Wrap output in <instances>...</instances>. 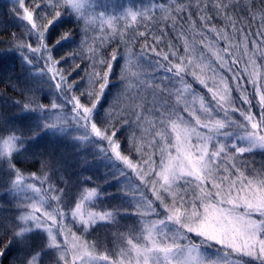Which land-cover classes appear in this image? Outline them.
<instances>
[{"label":"snow or ice","instance_id":"obj_1","mask_svg":"<svg viewBox=\"0 0 264 264\" xmlns=\"http://www.w3.org/2000/svg\"><path fill=\"white\" fill-rule=\"evenodd\" d=\"M17 2L22 10L18 18L26 22L27 34L36 37V44L20 42L3 54H17L22 65L31 70L26 79L54 89L55 98L44 104L26 97L27 102L12 118L13 126H0V173L8 177L6 194L18 201L16 210L20 213L9 225L12 236L0 249V264L13 242L20 253L19 264H42V257L50 254L51 264H264V171L249 175L237 164L246 153L264 151V65L254 58L264 39L249 41V34L243 28L237 30L228 17L229 5L217 0L213 7L228 17L232 32L227 26H210L211 17L202 14L203 27L198 33L189 38L181 32L178 37L183 40L182 55L170 46L169 52L162 56L167 67L160 61L149 62V67L154 63L164 68L166 75L161 80L164 86L155 85L154 73L144 71L143 55L128 54L123 57L118 77L122 89L105 108L119 54L114 51L110 59L96 61L99 46L89 47L93 70L87 73L88 88L77 93L76 88L84 78L69 82L75 69L61 68L67 55L59 58L56 55L57 47L72 39L71 30L50 39L63 14L67 12L75 15L77 22L83 21L85 37L89 29L96 30L99 21L100 30L108 32L107 39L116 35L123 39L126 29L141 21L155 20L157 11L165 21H172L175 28L185 12L191 17L193 5L171 0L124 7L119 15L112 16L89 12L86 8L89 0H48L50 13L37 16L42 4L29 8L25 0ZM200 2L197 0L198 9ZM206 8L204 5L201 12ZM121 20L125 22L124 29L119 27ZM155 39L160 41L158 37ZM151 51L161 56L155 47ZM244 57L248 59L245 61ZM40 61L43 66L38 67ZM242 62L244 67L234 70ZM150 75L153 79H148ZM165 81L171 85L170 89ZM197 84L207 93L197 92L194 86ZM248 84L254 93L247 92ZM141 89L153 90L154 97L158 89L168 99L158 108L148 110L140 97ZM132 92L136 95H130ZM234 92H239V97ZM250 95L259 104L258 116L251 110ZM122 96L128 98V104H121ZM237 99L248 105L246 111L237 107ZM15 103L20 105V101ZM101 109L105 117L98 119ZM148 111L152 113L151 119L145 115ZM125 112L135 116V120L127 119ZM237 112L242 121L233 119ZM119 120L124 123L117 127ZM133 124L144 133L140 142L135 135L130 137L131 148L139 157L135 161L131 151L124 153L117 139L125 126ZM25 130L30 135H25ZM48 136L90 152L93 162H106V166L115 170L108 174L114 180L134 173L137 182L129 181L124 186V197L132 211L128 208L96 211V202L102 198L100 185L82 187L65 201V189L48 183L50 174L25 175L17 167L16 157L27 152L30 144ZM91 179L87 177L82 183L88 185ZM45 184L48 186L44 187ZM178 187H184L183 194L177 191ZM126 215L135 216L138 223L127 233H118L121 240L118 252L99 251L98 242H89L78 234L79 229L86 234L99 224H116ZM74 227L77 231H73Z\"/></svg>","mask_w":264,"mask_h":264},{"label":"trees","instance_id":"obj_2","mask_svg":"<svg viewBox=\"0 0 264 264\" xmlns=\"http://www.w3.org/2000/svg\"><path fill=\"white\" fill-rule=\"evenodd\" d=\"M152 1H160L161 3L171 2V0ZM183 2L185 4L190 2L193 5L191 9L192 15L189 18L188 13L185 12L182 18L176 21L175 28L172 27V21H165L163 17H156L155 20L149 21L148 24L140 22L139 25H133L131 28L126 29L123 39L119 35H116L112 39H107L108 32L106 31L98 37L93 34V30L89 29L87 31V37L91 38L89 46H86L87 42H84L83 21L77 22L75 15L65 12L61 21L52 29L50 39L60 33L71 30L72 39L57 47L56 55L58 58L67 55L66 60L60 65L61 68L69 71L75 69L69 82L72 80L79 81L81 77L84 78V82L78 84L76 92L79 93L81 90L88 88L87 73L93 70L90 67L93 58L90 57L88 48L96 46H99L97 49L98 54L94 58L96 61L110 59L114 51L118 52L120 57L114 64V71L111 76L113 87L110 89V94L104 103L105 108L112 102V93L118 90L121 85L118 77L123 65V57L130 53L144 56L147 68L146 72L154 73V83L155 85H159L166 75L164 68H159L154 63L149 67V62L160 61L164 63V67H167L168 65L163 61L162 56L163 53L169 52L170 46L171 50H178L182 55L183 40L178 37L181 32L187 33L189 38H192L194 33H198L201 27H203L200 20L202 14L211 17L210 26L217 28H225L227 26L228 31L232 32V25L228 23V17H231L236 24L237 30L243 28L244 32L249 34V41L255 40L259 42L261 39H264V35H261L264 34V19H262L264 17V0H224L229 5L228 17H225L223 13H217L214 9L213 4L217 0H201L199 9L196 7L197 0H183ZM25 4L29 8H35L36 4H42L43 6L36 12L37 16H44L51 11L48 7V0H25ZM131 4V6H135L138 5V2H131ZM204 5H207V8L201 12V9H204ZM17 10L19 9H15L7 0H0V54H2L0 55V126L6 128L13 126L14 121L12 118L19 112L20 106L27 102L26 97L33 98L36 103L44 104H49L55 98L53 95L54 89L49 90L47 85H40L35 81H28L26 79L27 73L31 70L22 65L17 54H3L6 53V50L14 48L20 42H32L34 45L36 44V37H29L27 34L28 28L26 22L18 18L22 15V10ZM37 22L42 23L46 21L38 20ZM96 25L95 28L99 26ZM119 27L124 29L122 20L119 22ZM140 32H144L145 35L139 36L138 33ZM102 37L103 39H101ZM157 37L160 38L159 42L155 39ZM195 39L197 44H199V36H196ZM232 42L237 43L236 40ZM220 46L223 47V43ZM153 47L156 48L157 52L161 53V56H157L156 52L151 51ZM73 53L75 54L74 56L70 55ZM251 54L252 49L250 48L249 55ZM262 56H264V45H258L254 58L257 59L260 65L264 63V58H261ZM243 59L246 61L248 57H244ZM76 65H80V67L76 68ZM41 66H43V61H40L38 64V67ZM243 67L244 63L242 62L235 66L234 70L242 69ZM148 79H153V76L150 75ZM188 82H192L191 77H188ZM165 85L169 89L171 88V85H168L167 81H165ZM156 92L159 94L158 89H156ZM149 93L153 95V90L149 89ZM140 97L143 98L146 107L151 104L148 102L147 94L143 93V89L140 91ZM161 97L164 100L168 99L167 94ZM250 98H252V95ZM16 101H20V105H17ZM57 102L60 101L58 100ZM116 115L119 116L118 110H116ZM123 115L127 119L135 120V116H129L127 112L123 113ZM104 117V109H101L98 119ZM108 120L111 124L113 117H108ZM123 123V120H119L117 127ZM137 132V128L133 127V125L130 127L125 126L117 136V139L122 143L124 153L128 154L131 151L134 161L138 160L139 157L136 156L135 150L131 148L130 137ZM141 133L140 138L144 135ZM25 135H30V132L25 130ZM148 139H151V137H148ZM137 141L140 142L138 138ZM28 149L27 152L21 153L16 157L18 161L17 167L21 168L25 175L36 172L39 176L43 177L45 173L50 174L51 179L48 183L54 185L56 188L65 189L67 193L64 197L65 201L72 199L82 187L100 185L102 198L96 202V207H102L106 210L120 208L121 211L128 208L129 212L132 211L128 207L129 201L124 197L126 190L124 186L127 184L125 182L128 179L125 177L120 178L118 181L114 180L108 174L115 170L106 166V162H93L94 156L90 152L85 153L80 151L79 148L73 147L71 144L59 142L56 138L50 136L43 137L39 141L30 144ZM78 152L79 155L77 154ZM95 159L98 161V158ZM156 159L158 162V155ZM85 160L89 162L87 165L85 164ZM42 163L45 166L42 167ZM237 164L242 169H246V171H264V151L246 153L239 157ZM87 177H91L92 179L88 185H85L82 181ZM7 179L6 175L0 173V209H2L1 214H4L2 220L0 218V249H3L11 238L12 232L8 230L9 225L13 223L15 215L18 213L16 211L17 203L12 200L11 196L8 197V194L3 192V189H7ZM107 181H110V183H106ZM47 186V184L44 185V187ZM6 200H9V202L6 203ZM68 210V208H65V211ZM136 224L137 218L135 216L126 215L120 218L116 224H99L90 229L86 234L83 233V230L79 229L78 234L84 235V238L89 242H98L99 250L112 251L113 248L120 244L118 233H126V230L128 232ZM74 231H77V229L74 228ZM37 244H39V240H37ZM50 255L42 257V264H51ZM19 256L18 247L13 242L7 254L3 257V264H19Z\"/></svg>","mask_w":264,"mask_h":264},{"label":"rangeland","instance_id":"obj_3","mask_svg":"<svg viewBox=\"0 0 264 264\" xmlns=\"http://www.w3.org/2000/svg\"><path fill=\"white\" fill-rule=\"evenodd\" d=\"M8 1V3L11 5V6H14V8L15 9H19V3L17 2V0H7ZM131 2H138V5H135V6H140V5H151L152 3H156V4H160L161 2L160 1H150V0H93V1H89V4L88 5H86V8H87V10L89 11V12H91V13H94V14H99V13H101V12H104L106 15H112V16H115V15H119L121 12H122V10H123V8L124 7H128V6H131L132 4H131ZM157 13L158 14H156V17H163V14L162 13H160L159 11H157ZM22 16V15H21ZM141 22H145L146 24H148L149 23V21H141ZM123 24H125V22L123 21ZM97 25H99V21H97ZM96 25V26H97ZM96 30L95 31H92L93 32V34L94 35H97L98 37L100 36V35H103L104 34V31H101L100 30V26H97L96 28H95ZM89 31V30H88ZM91 32V33H92ZM88 36V35H87ZM85 41L88 43H86V46H89L90 44H91V38L90 37H85ZM123 64H124V61H123ZM262 65H264V63L262 64ZM144 71H147V68H146V63H144ZM227 75L230 77L231 76V73H227ZM191 83V82H190ZM242 83H244V81H242ZM159 85L160 86H162L161 85V83H159ZM195 87H196V90H197V92H199L201 95H204V94H206L207 93V90L206 89H204L203 88V86H201V85H194ZM122 89V85H120V87H119V89L118 90H116V91H114L113 93H112V96H111V101H113V98H114V96L120 91ZM141 91V90H140ZM247 92L249 93V94H252V93H254V89H253V87H252V85L251 84H248L247 85ZM143 93L144 94H147V97H148V102L149 103H151L149 106H147L146 108L148 109V110H151V109H153L154 107L155 108H158L159 107V104L161 103V102H163L164 101V99L157 93V95L155 96V97H153V95H151L150 93H149V90H147V91H145V90H143ZM130 95H136V93L135 92H132V93H130ZM234 95L236 96V97H239V92H234ZM251 96V95H250ZM251 99V104H252V111H253V113H255L257 116L259 115V113H260V108H259V104H258V102H257V100L254 98V96L252 95V98H250ZM156 101V103H155V105H154V103H153V101ZM129 102H128V98L127 97H124V96H122L121 97V104L123 105V104H128ZM237 107H239L241 110H247L248 109V105H245V104H243L239 99H237ZM145 115L146 116H148L149 117V119H151L152 118V113L150 112V111H148V112H146L145 113ZM233 119H236V120H238V121H242L243 120V117L242 116H240L239 115V112H237V113H235L234 115H233ZM133 127H135V128H137V126L135 125V124H133ZM145 127H147V125H145ZM131 130V129H130ZM140 132H142V130H138V132L137 133H135V136L140 140ZM142 135L144 134L143 132L141 133ZM254 151H261V150H259V149H257V150H254ZM122 167V166H121ZM223 167H225V164L222 162L221 163V168H223ZM239 168H240V170L241 171H246V169H242L240 166H238ZM249 170V169H248ZM255 172H258V171H253V172H250V171H246V173L247 174H249V175H251V174H253V173H255ZM130 174V176L129 177H126V179H128V181H126L125 183H129V181H131V182H133V183H135V182H137V177L135 176V174L134 173H129ZM223 174V173H222ZM133 178V179H132ZM124 180V179H123ZM122 181V180H121ZM31 182V181H30ZM181 184H182V182H181ZM7 188H8V185H7ZM4 191V193L6 194L7 193V189H3ZM177 191H179L181 194H183V192H184V187H178V189H177ZM4 194V195H5ZM148 195H149V197L151 196V194L150 193H147ZM8 197L9 196H11L10 194H8L7 195ZM12 198V197H11ZM13 200V199H12ZM14 202H16V203H18V201L17 200H13ZM95 210L96 211H102V210H106V209H103L102 207H95ZM108 210V209H107ZM4 211V210H3ZM17 211V210H16ZM69 211V210H68ZM5 212V211H4ZM2 213V209H0V218H1V220H2V218H3V216H4V214L2 215L1 214ZM20 213L18 212L16 215H15V217L17 216V215H19ZM14 217V218H15ZM6 218V217H5ZM14 220V219H13ZM68 223H69V226L70 227H72V225H71V217L69 216V219H68ZM137 223H138V221H137ZM6 224H7V222H6ZM103 224V223H102ZM75 228V227H74ZM74 228H73V231H74ZM77 229V228H76ZM9 230V229H8ZM80 230H83V229H80ZM0 231H1V229H0ZM11 231V230H10ZM126 233H127V230H126ZM119 242H120V244L117 246V247H115V248H113V250L112 251H110V252H118L119 251V248L121 247V240H119ZM99 251H105V250H99ZM213 253L215 252V249H212L211 250Z\"/></svg>","mask_w":264,"mask_h":264},{"label":"bare ground","instance_id":"obj_4","mask_svg":"<svg viewBox=\"0 0 264 264\" xmlns=\"http://www.w3.org/2000/svg\"><path fill=\"white\" fill-rule=\"evenodd\" d=\"M8 202H9V200L8 201L6 200V203H8ZM10 208H12V207H10Z\"/></svg>","mask_w":264,"mask_h":264}]
</instances>
